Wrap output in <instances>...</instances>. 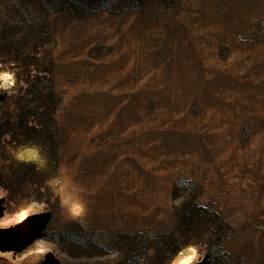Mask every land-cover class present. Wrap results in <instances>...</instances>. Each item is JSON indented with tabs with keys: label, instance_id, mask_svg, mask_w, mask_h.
I'll use <instances>...</instances> for the list:
<instances>
[{
	"label": "rangeland",
	"instance_id": "1",
	"mask_svg": "<svg viewBox=\"0 0 264 264\" xmlns=\"http://www.w3.org/2000/svg\"><path fill=\"white\" fill-rule=\"evenodd\" d=\"M37 1L0 47V264H170L188 208V263L264 264V0Z\"/></svg>",
	"mask_w": 264,
	"mask_h": 264
},
{
	"label": "trees",
	"instance_id": "2",
	"mask_svg": "<svg viewBox=\"0 0 264 264\" xmlns=\"http://www.w3.org/2000/svg\"><path fill=\"white\" fill-rule=\"evenodd\" d=\"M15 5L10 11L3 13L0 16V47L2 50L12 51V50H21L22 45L25 44V38H19L17 35L22 31L23 27L27 24H32L35 22L34 14L30 11L27 12L24 8L27 4H34L40 8V4L37 0H15ZM19 12V17L16 18L13 15ZM29 60L33 59L34 56L28 54ZM206 208V207H203ZM197 210L195 208L187 210L186 215H182L180 217V231L182 232L179 237L171 236L167 240L164 241V244L159 246L157 252H162L164 250L178 249L180 247V241H186L188 244L187 249L191 246V237H189L186 233H184V226L189 228V224L193 222V219L196 215ZM141 234H136L133 237L123 235L124 241L122 244L129 246L133 250H137V245L139 243V236ZM187 249H183L180 253L177 252L174 259H172L170 264H174L180 257L183 255L184 251ZM191 264V263H187Z\"/></svg>",
	"mask_w": 264,
	"mask_h": 264
},
{
	"label": "bare ground",
	"instance_id": "3",
	"mask_svg": "<svg viewBox=\"0 0 264 264\" xmlns=\"http://www.w3.org/2000/svg\"><path fill=\"white\" fill-rule=\"evenodd\" d=\"M262 134H264V129L261 131ZM259 144L260 149L263 148V143L262 142H257ZM112 158L109 154H100L98 156L97 160L95 161L96 165L101 168H105L110 166V161L109 159ZM189 261H192L191 255H182L180 257V260H178L175 264H186Z\"/></svg>",
	"mask_w": 264,
	"mask_h": 264
}]
</instances>
